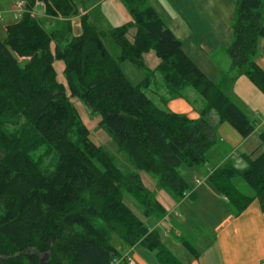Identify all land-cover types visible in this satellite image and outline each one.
Instances as JSON below:
<instances>
[{
    "label": "trees",
    "instance_id": "1",
    "mask_svg": "<svg viewBox=\"0 0 264 264\" xmlns=\"http://www.w3.org/2000/svg\"><path fill=\"white\" fill-rule=\"evenodd\" d=\"M24 2L25 13L4 28L0 41V264H110L120 257L111 245L113 238L127 248L154 252L157 264H182L123 199L131 197L145 218L160 219L165 210L142 184L141 173L154 178L158 191L181 199L191 188L185 172L205 163L218 125L228 124L241 138L253 133L254 122L226 92L242 76L264 97V73L253 62L264 39V0H236L232 43L226 49L235 74L217 83L189 60L145 0H121L131 23L109 33L116 58L103 46L105 34L88 27L86 16L79 19L80 35L66 41L70 20L78 15L72 0ZM36 3L43 4L48 16L64 20L58 29L47 33L31 15ZM148 50L160 65L132 86L120 66L129 61L140 67L141 54ZM54 59L64 63L70 95L99 118V129L126 156L133 172L122 174L114 158L89 140L56 81ZM158 78L162 95L156 103L148 92L157 87ZM188 91L202 101L197 120L164 110L169 102L186 99ZM258 140L261 151L253 160L245 158L243 171L225 163L206 177V186L226 201L234 217L253 201L264 213V128ZM40 148L45 153L35 158ZM50 156L53 165L45 166ZM237 179L247 186L248 195L238 190ZM180 245L198 258L183 239Z\"/></svg>",
    "mask_w": 264,
    "mask_h": 264
},
{
    "label": "crops",
    "instance_id": "2",
    "mask_svg": "<svg viewBox=\"0 0 264 264\" xmlns=\"http://www.w3.org/2000/svg\"><path fill=\"white\" fill-rule=\"evenodd\" d=\"M164 1L175 16V26L169 28L166 24V28L182 44V50L189 60L214 83L223 76H233L235 73L230 71L226 49L232 43L231 28L236 0ZM157 15L163 20L161 15ZM181 32L185 40L180 38ZM253 62L264 73V39L257 44ZM226 96L250 122H254L256 127L253 133L247 138H241L228 124L218 125L216 142L206 154L205 163L185 172V176L191 181L190 195L175 199L167 192L158 191L156 187L152 191L157 201V197L163 196L167 205L164 207L158 201L165 210L163 216H168L169 220L164 222L162 219H154L153 226L149 228L158 232L161 240L179 242L185 234L184 230L194 227V222L197 221L213 234L212 242L201 250L196 251L192 247L198 254L197 259H193L182 247L183 251H179L173 242L164 245L182 264L264 263V213L259 204L253 201L240 216L234 217L227 210L226 201L214 195L205 181L198 186L193 181L195 178H204L210 169L225 163L241 172L247 167L245 158L253 160L261 151L258 134L264 128V97L242 76L229 87ZM194 102H198V106L192 118L186 116L190 120L198 119V112L202 107V101ZM170 106L171 102L166 106L168 113L174 114ZM181 111L185 115L192 112L187 104ZM211 120L217 123L215 115L211 116ZM210 163H213L212 166ZM174 213H178L179 217L176 218ZM116 250L120 256H131L135 264H157L156 254L139 246L127 248L122 244Z\"/></svg>",
    "mask_w": 264,
    "mask_h": 264
},
{
    "label": "rangeland",
    "instance_id": "3",
    "mask_svg": "<svg viewBox=\"0 0 264 264\" xmlns=\"http://www.w3.org/2000/svg\"><path fill=\"white\" fill-rule=\"evenodd\" d=\"M18 0H0V41H4L5 39V30L4 28L8 25H11L15 23L13 20V11L12 7L14 5V2ZM74 3H76L78 7V15L75 18H72L70 20L71 24V34L66 38V41H70L72 39L77 38L80 33V27H79V19L82 16H86L84 19L87 18L86 24L88 27L93 28L97 33L105 34V38L103 39V46L105 50L114 58L118 56V50L113 45L112 41L110 40L109 33L119 27L126 26L131 23L130 17L122 4L121 0H72ZM145 3L148 7L155 10V12L163 17V23L166 27V24L169 28L174 27V14L170 11V6L166 4L164 0H145ZM82 12L83 15H81L79 12ZM86 14V15H85ZM31 15L35 17L36 19L41 22L44 30L47 33H51L59 28L60 24L64 21L60 17H50L44 12V6L42 3L35 4V8L33 11H31ZM168 29V28H167ZM134 35V29L131 28L128 30L126 39L129 43H132ZM182 40L184 39L183 33L181 32L180 35ZM50 52L54 54V46L51 43L50 44ZM21 62V61H19ZM160 65V61L155 55V53L152 50H148L146 52H143L141 54V64L140 67L137 65L125 61L121 66L120 70L127 80L129 84L132 86L139 85L145 78L147 73H154L157 68ZM52 67L56 76V81L58 84L62 85V87L65 89L66 96H68L69 101L72 105V107L75 109L80 122L82 125L86 128L89 135V140L97 147L102 148L109 156L114 158V164L116 168L122 173V174H128L133 172V169L128 162L125 155L118 153V150L116 146L111 142L109 137L99 129L98 123L99 118L95 117L90 113L88 109L81 103V101L78 98L72 97L70 95V92L67 89V85L64 79V63L60 60L54 59L52 63ZM160 78L157 80V89L153 87L149 92L148 95L152 100H154L156 103H158V96L162 95V91H159L160 86ZM201 101L200 98L194 94L192 91H188L187 98L182 99L181 101H172L171 102V110L176 115H185L186 113H180L181 108L185 107L187 104L190 109L191 113H187L188 118H192L194 116V110H196L198 106V102L194 101ZM167 106V105H166ZM165 111L168 112V109L165 107ZM260 123V122H257ZM256 127V125H255ZM45 153L44 148H40L38 151L35 152V158L39 157L40 155H43ZM54 156L46 157L43 161V164L45 166H52L53 165ZM219 162V161H218ZM213 163H210V165ZM212 166V165H211ZM211 168V167H210ZM213 168V167H212ZM212 170V169H210ZM205 178V177H204ZM140 179L142 181V184L144 187L149 190L153 191L155 187V180L151 175L141 173ZM235 185L240 190L242 194L248 195L249 189L247 186L240 180L237 179L235 181ZM163 197V196H162ZM162 197H157L158 201L162 203L164 207L165 202L163 201ZM124 202L125 204L130 208V210L135 214V216L142 221L148 228H151L154 223V218H145L142 214L141 209L137 206V204L132 200L131 197L124 196ZM175 216L176 218L179 217ZM162 216L160 219L163 221ZM197 221V220H196ZM185 231V234H184ZM183 231V241L187 242L191 247H193L196 251L201 250L206 246V244H209L213 240V234L211 230H207L202 223L197 221V223L194 222V227L190 229H186ZM175 243V246L181 250L180 241L178 240H171V239H164L162 240L163 245H168L169 243ZM111 245L117 249L119 245H122L121 242L117 238H113ZM174 246V247H175ZM185 253V252H184Z\"/></svg>",
    "mask_w": 264,
    "mask_h": 264
},
{
    "label": "built area",
    "instance_id": "4",
    "mask_svg": "<svg viewBox=\"0 0 264 264\" xmlns=\"http://www.w3.org/2000/svg\"><path fill=\"white\" fill-rule=\"evenodd\" d=\"M12 11H13V20L14 21H18L22 17V15L25 13V2H24V0H18L16 2H14V5L12 7ZM79 13L81 15H83L81 11ZM210 174H211V171L208 172V174L205 176V178H202V179L201 178H195V179H193L194 184L196 186L202 184L204 181H206V177L208 175H210ZM189 195H190L189 192L185 193V194H183L182 198L188 197ZM174 214H175V216H178L177 213H174ZM168 220H169V217L168 216H164L163 221L165 222V221H168ZM163 236L165 237L166 233H164ZM110 264H135V263H134V260H133V258L131 256L124 255V256H120L118 258L112 259ZM262 264H264V263H262Z\"/></svg>",
    "mask_w": 264,
    "mask_h": 264
}]
</instances>
